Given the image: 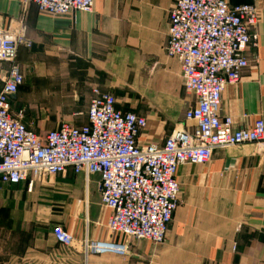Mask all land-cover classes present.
Returning a JSON list of instances; mask_svg holds the SVG:
<instances>
[{
  "label": "crops",
  "instance_id": "0c3cea01",
  "mask_svg": "<svg viewBox=\"0 0 264 264\" xmlns=\"http://www.w3.org/2000/svg\"><path fill=\"white\" fill-rule=\"evenodd\" d=\"M177 0H95L92 13L51 17L22 0H0V30L21 31L30 47L17 63L35 82L12 103L15 114L38 135L62 123L88 124L92 90L112 94L116 108L146 119L140 145H162L195 107L186 93L180 63L166 53L169 14ZM254 6L256 47L245 52L249 67L226 87L221 116L234 130L264 122V0H226ZM0 65V90L7 72ZM178 208L164 244L128 241L129 254L84 253L86 241L125 243L107 229L98 176L46 178L28 184L0 183V264H264V148L256 144L218 149L202 166L179 168ZM61 226L72 247L56 242Z\"/></svg>",
  "mask_w": 264,
  "mask_h": 264
},
{
  "label": "built area",
  "instance_id": "2783aa9c",
  "mask_svg": "<svg viewBox=\"0 0 264 264\" xmlns=\"http://www.w3.org/2000/svg\"><path fill=\"white\" fill-rule=\"evenodd\" d=\"M42 15L63 17L90 14L95 0H22ZM259 21L254 6H231L226 0H177L169 14L166 53L181 65L184 89L195 97L185 113L190 127L178 128L162 145H140L146 119L116 108L112 94L92 90L88 124L62 123L38 135L15 114L12 103L25 79L17 63L19 49L30 47L25 29L0 30V63L8 66L0 90V183L28 184L32 192L46 178L66 175L98 176L102 206L110 211L107 229L125 243L86 241L88 255L112 254L126 258L128 241L165 243L178 208L184 165L207 164L218 149L256 144L264 148V122L234 130L233 120L222 117V96L227 86L240 82L249 67L245 52L256 47ZM57 243L72 247L74 238L61 226Z\"/></svg>",
  "mask_w": 264,
  "mask_h": 264
},
{
  "label": "rangeland",
  "instance_id": "374dc122",
  "mask_svg": "<svg viewBox=\"0 0 264 264\" xmlns=\"http://www.w3.org/2000/svg\"><path fill=\"white\" fill-rule=\"evenodd\" d=\"M1 64H3V63H0V65ZM34 70H32V69H30V70H27L26 72H24V74H25V86L24 87H26V86H31V85H33L34 83H38V82H35V81H33L32 79H31V76L29 75L28 76V72H33Z\"/></svg>",
  "mask_w": 264,
  "mask_h": 264
}]
</instances>
